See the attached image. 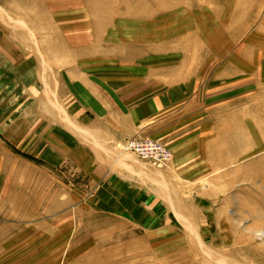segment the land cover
Masks as SVG:
<instances>
[{"label": "rangeland", "instance_id": "obj_1", "mask_svg": "<svg viewBox=\"0 0 264 264\" xmlns=\"http://www.w3.org/2000/svg\"><path fill=\"white\" fill-rule=\"evenodd\" d=\"M262 1L0 0V264H264Z\"/></svg>", "mask_w": 264, "mask_h": 264}, {"label": "crops", "instance_id": "obj_2", "mask_svg": "<svg viewBox=\"0 0 264 264\" xmlns=\"http://www.w3.org/2000/svg\"><path fill=\"white\" fill-rule=\"evenodd\" d=\"M264 3V1H262ZM262 3V4H263ZM261 5V3H259ZM262 6V5H261ZM259 9V8H258ZM247 20L253 19V20H257V14H255L253 17H248V18H244ZM125 79H128L127 77ZM122 87V86H121ZM130 92V90H126V89H119V87H110V90H102V88H98V90L95 91V107H96V114L98 115V117H96L94 119L95 124L94 125H90V126H83V127H78V129L80 131H84L86 132V134L88 135V137L85 138V142L87 143V140H90L91 138L93 139L94 142L97 143L96 146H94V148H97V156H101L102 152H104L106 150L107 154H109V149H107L106 145L108 143H115V142H119V134H123L124 132H128L129 130L131 131L132 129H141V128H126V130H124V128H118V119L120 116V107L121 110H125V107L127 106V104H123L122 101H120V97H119V93H127ZM105 94H110V95H105ZM46 97L45 99L48 102V98H49V94L45 93ZM116 94L118 95V97H116ZM36 96L35 98L38 99V91L36 92V94L34 95ZM117 102V103H116ZM49 103V102H48ZM48 103H46L47 108H46V113L47 115L55 121V115H54V110L50 108V106L48 105ZM121 103V105H120ZM148 109L150 108V106H145L142 108L143 109ZM67 120V116L65 115L63 117L62 121ZM108 124L110 126H108ZM62 131L64 133H67L68 137L70 138V136H72L73 134V129L76 130V128H66L63 127L61 128ZM209 128H204V130L206 132H208ZM42 132H46L44 135V137L46 138V140L49 141L52 140V138H54V134H55V129H54V125L51 123H47L46 129L41 130ZM128 137V135L126 136ZM130 138V137H128ZM80 140L82 141V138L80 137ZM116 144V143H115ZM84 149L86 150V152L84 151L83 154L86 156L89 155V151L88 148L84 147ZM98 159V158H97ZM96 159V160H97ZM87 162V161H86ZM86 167L87 164H86ZM88 169V168H87Z\"/></svg>", "mask_w": 264, "mask_h": 264}, {"label": "built area", "instance_id": "obj_3", "mask_svg": "<svg viewBox=\"0 0 264 264\" xmlns=\"http://www.w3.org/2000/svg\"><path fill=\"white\" fill-rule=\"evenodd\" d=\"M127 149L141 154L147 160L152 159L154 161L153 164L159 167H162L165 165V162L171 159V155L168 154L164 147L156 145L151 141H130Z\"/></svg>", "mask_w": 264, "mask_h": 264}]
</instances>
